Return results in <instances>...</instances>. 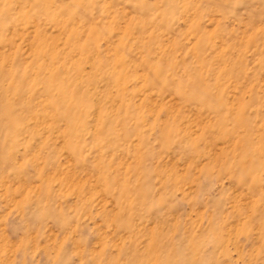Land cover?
<instances>
[{
    "label": "rangeland",
    "instance_id": "374dc122",
    "mask_svg": "<svg viewBox=\"0 0 264 264\" xmlns=\"http://www.w3.org/2000/svg\"><path fill=\"white\" fill-rule=\"evenodd\" d=\"M0 264H264V0H0Z\"/></svg>",
    "mask_w": 264,
    "mask_h": 264
}]
</instances>
